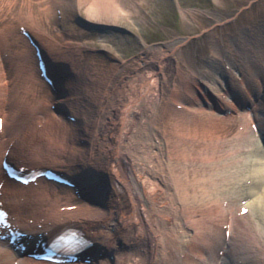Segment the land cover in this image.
<instances>
[{
	"label": "bare ground",
	"instance_id": "bare-ground-1",
	"mask_svg": "<svg viewBox=\"0 0 264 264\" xmlns=\"http://www.w3.org/2000/svg\"><path fill=\"white\" fill-rule=\"evenodd\" d=\"M39 1L44 17L11 21L4 34L17 42L0 46V209L10 223L0 221V264H264V22L239 32L237 59L216 61L209 81L186 77L163 103L155 59L153 79L126 90L131 99L108 90L109 99L85 92L92 80L65 68L68 57L47 35L54 23L75 40L82 30L109 39L125 30L121 0ZM39 86L49 89L47 110ZM233 121L226 163L208 130ZM199 142L207 174L190 164ZM48 170L74 187L48 181ZM74 227L91 242L78 259L35 258L57 230Z\"/></svg>",
	"mask_w": 264,
	"mask_h": 264
},
{
	"label": "rangeland",
	"instance_id": "rangeland-1",
	"mask_svg": "<svg viewBox=\"0 0 264 264\" xmlns=\"http://www.w3.org/2000/svg\"><path fill=\"white\" fill-rule=\"evenodd\" d=\"M120 2L125 12L121 14L118 24L125 30L116 32L109 39L103 38L98 33L82 30L80 34L82 37L75 40L68 37L63 29L54 23L51 24L49 33L47 32V36L55 40L57 48L60 46V52L68 57V61L64 63L65 68L72 66L78 71L83 69L89 76L88 80H92L90 83L89 81L84 83L87 94H98L97 90L99 93L107 91L104 98L110 99L109 91L112 90L116 94H123L131 99V96L126 95V90L147 82V77H150V80L153 79L156 67L153 68L152 64L156 59L160 60L158 65H161V73L165 77L160 84L162 90L159 92L163 102L172 98V91L184 89L182 81L186 80V77L189 82L197 81L196 78L203 82L206 76L216 75L214 72L216 61L221 66L222 61L231 60L230 55H234L237 59L239 53L231 48L233 39H238L241 36L239 32L243 29L253 33L257 24L264 22V0H121ZM30 11L44 17L42 1L0 0L1 48L13 49L8 44L17 42L14 41L16 37L4 33L9 30L11 21L21 22L23 20L21 15L27 18V14L31 15ZM20 12L23 13L20 14ZM30 21L29 19L24 23L37 27L36 22ZM2 39L5 41L3 42ZM24 42L23 40L21 44ZM86 46L89 50H86ZM91 48H102L107 53L94 55L90 53ZM218 49L222 51L221 54L217 53ZM113 56L116 59H112ZM1 69L8 76L12 75L9 69H3V65ZM206 78L210 80L209 77ZM150 80L148 84L153 86ZM94 86L97 89H94ZM38 89L39 92L35 93V98L44 101V107L47 110L50 108L48 102L51 99L49 89L45 86H39ZM19 95V92L13 91L11 97L18 98ZM31 95L28 94L27 98ZM109 104H112L111 100ZM164 107H167L166 103ZM239 115L235 118H242V126L245 127L248 118ZM199 116L204 118L201 114ZM218 124L219 128L215 125L208 131L216 136L220 146L218 155L222 156V161L227 163V158L233 155L230 152V145L234 143L228 139L237 132L239 124L234 121L227 123L225 125L228 128ZM195 149L197 151L192 150L190 164L192 163L193 167L199 170L205 168L203 173L207 174L209 165L204 161L205 158L203 159L201 142L195 145Z\"/></svg>",
	"mask_w": 264,
	"mask_h": 264
}]
</instances>
